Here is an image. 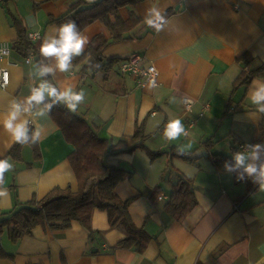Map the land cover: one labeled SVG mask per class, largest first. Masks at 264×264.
<instances>
[{"label": "crops", "instance_id": "obj_1", "mask_svg": "<svg viewBox=\"0 0 264 264\" xmlns=\"http://www.w3.org/2000/svg\"><path fill=\"white\" fill-rule=\"evenodd\" d=\"M77 1L4 0L0 44L12 45L17 39L15 17L29 34H40L41 47L45 35L58 27L50 20L65 15ZM150 8L164 14L171 11V24L160 32L149 28L144 20ZM119 13L124 21L133 14L140 18L129 33L146 26L142 38L109 45L104 63L116 62L106 71L83 75L79 65L67 73L57 72L55 80L65 88L85 91L75 113L103 139L116 143L144 124L148 150L109 155L105 161L131 173L119 185L118 194L134 198L131 219L153 239L143 253L120 247L127 232L111 227L108 213L96 209L92 232L78 222L66 230L38 226L31 235L14 241L5 228L0 235V264H264V189L247 178L238 181L236 173L216 170L213 162L215 156L231 157L244 151L241 146L258 144L264 136V114L256 111L249 95L254 81L264 82V0H135ZM82 33L89 39L85 50L98 35L111 39L100 20ZM246 52L252 55L249 65L238 60ZM135 56L144 66L154 64L159 69L158 86H140L134 77L121 73V63ZM33 57L28 63L27 57L12 50L1 64L11 78L8 88L0 86V155L4 158L15 143L4 128L11 104L26 101L40 82L33 75L38 63V57ZM261 67L250 84H235L242 74L251 76ZM172 97L177 100L169 103ZM188 99L194 101L191 112L184 104ZM38 110L22 113L21 119L29 120L30 129L41 127L42 158L35 160L27 145L22 162L7 159L13 169L5 173L0 187L5 192L0 195L1 213L34 197L42 199L55 187L78 188L69 162L73 144L50 114L35 116ZM170 119H180L188 136L166 140L163 131ZM182 177L191 182L197 204L178 221L165 206ZM157 188L159 197L151 199Z\"/></svg>", "mask_w": 264, "mask_h": 264}, {"label": "trees", "instance_id": "obj_2", "mask_svg": "<svg viewBox=\"0 0 264 264\" xmlns=\"http://www.w3.org/2000/svg\"><path fill=\"white\" fill-rule=\"evenodd\" d=\"M134 2L135 0H98L88 3L85 0H78L71 4L65 15L50 20V23L57 24L58 27L63 23L75 21L81 32L93 21L100 20L109 29L111 39H106L102 35L96 36L87 50L73 59L72 67L82 65L83 75L106 71L113 62H116L113 60L104 63L103 54L109 45L142 38L146 26L132 34L129 33L140 24V18L133 14L128 21H124L119 13L120 8ZM171 13L167 11L165 15L169 17ZM13 23L16 24L18 37L12 43L11 49L24 57L32 53L38 57L37 62H39L43 59L40 55V46L37 42L31 41L29 31L22 21L14 17ZM238 60L249 65L252 62V55L246 52ZM262 68L252 71L251 76L242 74L235 84L237 86L250 84L255 76L254 73ZM50 115L59 125L65 138L75 148L69 156V162L77 177L78 188L74 190L71 186L55 187L42 199L34 197L18 205L9 213L0 212V235L7 228L10 238L18 241L24 236L31 235L38 226H48L51 230H66L74 222L80 223L92 232V216L98 209L108 213L111 227H122L127 232L128 236L119 244L120 247L135 248L139 253L145 252L153 237L145 231L144 227H137L131 219L129 207L134 198L123 199L117 190L120 184L130 178L131 173L105 161L109 155L138 149L148 150L146 146L148 135L145 134L144 124L137 127L133 136L123 137L115 143L101 138L97 130L83 116L69 112L62 104L53 107ZM257 143H264V136ZM27 145L32 148L35 160L42 158L39 142L35 145H21L15 142L8 157L4 158L0 155V160L11 158L16 162H22L23 150ZM231 158L225 155L215 156L213 162L216 170L225 171V161ZM159 195L160 189L157 188L151 194V199L153 196L158 198ZM196 204L191 182L182 177L175 185L174 193L166 204L165 210L173 218L181 221ZM0 257H3L1 248Z\"/></svg>", "mask_w": 264, "mask_h": 264}, {"label": "clouds", "instance_id": "obj_3", "mask_svg": "<svg viewBox=\"0 0 264 264\" xmlns=\"http://www.w3.org/2000/svg\"><path fill=\"white\" fill-rule=\"evenodd\" d=\"M144 23L156 32H160L168 27L171 21L159 9L150 8ZM50 33L45 35L40 47V55L43 59L34 66L33 75L40 80L38 86L31 89V95L26 98V101L12 102L11 111L4 121L5 130L10 133L16 143L21 145H35L40 141L42 134L41 127L30 129L29 120L21 119L22 113L29 114L32 109L37 108L39 110L34 115L45 117L51 113L53 107L61 104L69 112L75 113L85 100L86 93L83 89L76 91L72 87L65 88L55 80V77L57 72H69L73 66V59L84 53L85 46L89 42L88 37L81 32L75 21L63 23L59 27L53 26ZM52 61L54 66L51 64ZM49 76H52L53 80H48ZM5 78L7 79V74ZM53 81L56 82L53 83ZM151 84L154 87L155 81ZM249 95L256 111L264 114V82L254 81ZM176 100V97H172L169 103H174ZM30 132L31 135H29ZM181 136H188L184 124L180 119H170L164 128L163 137L171 141ZM231 157V160L225 161L226 172L236 173L238 181H244L247 178L264 189V143L246 144L244 151L233 152ZM12 169L11 163L0 160V185L3 184L4 174ZM4 194L5 192L0 190V195Z\"/></svg>", "mask_w": 264, "mask_h": 264}, {"label": "built area", "instance_id": "obj_4", "mask_svg": "<svg viewBox=\"0 0 264 264\" xmlns=\"http://www.w3.org/2000/svg\"><path fill=\"white\" fill-rule=\"evenodd\" d=\"M1 2L2 1L0 0V3ZM29 37L33 42H37L41 39L39 33H31ZM11 51L12 49L10 44H0V86L3 89L9 87L11 78L9 70L6 67L1 66V64L9 57ZM33 58V54L31 53L27 57V62L31 63ZM120 71L123 75H130L134 77L140 86L146 87L148 84H151L152 81H155V86L159 85V69L154 64L144 66L140 57L135 56L123 61L120 66ZM5 74H7V79L5 78ZM184 104L186 110L191 112L194 101L192 99H188ZM241 148H244V146H241Z\"/></svg>", "mask_w": 264, "mask_h": 264}, {"label": "rangeland", "instance_id": "obj_5", "mask_svg": "<svg viewBox=\"0 0 264 264\" xmlns=\"http://www.w3.org/2000/svg\"><path fill=\"white\" fill-rule=\"evenodd\" d=\"M145 150V149H144Z\"/></svg>", "mask_w": 264, "mask_h": 264}]
</instances>
